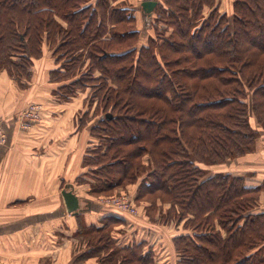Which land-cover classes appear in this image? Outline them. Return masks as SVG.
Returning a JSON list of instances; mask_svg holds the SVG:
<instances>
[{
	"label": "trees",
	"instance_id": "16d2710c",
	"mask_svg": "<svg viewBox=\"0 0 264 264\" xmlns=\"http://www.w3.org/2000/svg\"><path fill=\"white\" fill-rule=\"evenodd\" d=\"M221 1L158 0L142 31L128 0H0V73L27 88L48 48L56 99L92 88L76 182L90 197L133 186L140 216L181 224L164 264H264V186L211 171L254 151L264 131V0ZM118 214L80 221V257L147 264L151 250L117 244Z\"/></svg>",
	"mask_w": 264,
	"mask_h": 264
},
{
	"label": "crops",
	"instance_id": "0c3cea01",
	"mask_svg": "<svg viewBox=\"0 0 264 264\" xmlns=\"http://www.w3.org/2000/svg\"><path fill=\"white\" fill-rule=\"evenodd\" d=\"M128 1L139 7L138 22L142 18L148 26L154 17L143 14L145 0ZM55 66L52 51L45 48L34 62L27 88H20L8 71L0 73V128L7 135L0 147V264H100L93 257L79 262L82 254L76 253L74 245L79 221L90 225L108 216L88 195L87 185L76 182L90 140L89 127L79 125L86 98L78 96L69 102L55 98L56 84L50 76ZM32 102L43 105V119L23 129L19 114ZM211 171L241 175L249 186H264V131L254 151ZM66 188L80 199L83 211L77 215L67 211L62 194ZM260 209L264 210V192ZM136 218L138 223L115 227L117 244L141 249L142 256L151 250L147 264L174 261L173 238L182 233L181 224L175 227ZM142 228L152 235L143 237Z\"/></svg>",
	"mask_w": 264,
	"mask_h": 264
},
{
	"label": "built area",
	"instance_id": "2783aa9c",
	"mask_svg": "<svg viewBox=\"0 0 264 264\" xmlns=\"http://www.w3.org/2000/svg\"><path fill=\"white\" fill-rule=\"evenodd\" d=\"M43 105L41 103L32 102L20 115V123L23 129H28L32 125L41 122ZM7 141V135L5 131L0 128V147L3 146ZM100 204L111 206L118 209L121 212L133 215L140 216L141 211L137 207L134 194L127 193L120 195H112L107 197H101L98 199Z\"/></svg>",
	"mask_w": 264,
	"mask_h": 264
},
{
	"label": "rangeland",
	"instance_id": "374dc122",
	"mask_svg": "<svg viewBox=\"0 0 264 264\" xmlns=\"http://www.w3.org/2000/svg\"><path fill=\"white\" fill-rule=\"evenodd\" d=\"M232 0H222V7H223V9L224 10H230V8H231V2ZM139 8V7H138ZM146 22V21H145ZM145 22H144V20L142 19V18H139V22H138V26H139V28L142 30V31H146V29H145V26H146V24H145ZM148 38L149 37H147V36H145V37H143L142 39V42L141 43H146V41L148 40ZM83 73H82V70L80 71V72H78L77 73V75L78 76H81ZM91 88V87H90ZM90 88H88L87 89V87H85V88H83V90H81L80 92H82V93H84V94H81L78 98H86V96L87 97H89V94H91L92 93V88L90 89ZM76 98V97H75ZM74 98V99H75ZM96 105V104H95ZM27 107V106H26ZM26 109V108H25ZM25 109H23V111L25 110ZM88 110V108H84V111L82 112V113H80V116L85 112L86 113V111ZM23 111H21V113L23 112ZM44 107H43V110H41V113H42V119H43V115H44ZM21 113L19 114V118H20V115H21ZM87 116V114H85V117ZM18 118V117H17ZM18 118V119H19ZM42 119H41V121H42ZM92 124V123H91ZM90 124V125H91ZM35 125V124H34ZM33 126V125H32ZM133 186H131V188L129 187L128 188V192L129 193H131V194H135V189L136 188H132ZM88 188L90 189V187L88 186ZM117 195H120V194H126V191H121V189H119V190H117L116 192H115ZM116 194H113V195H116ZM112 196V195H111ZM101 197H107V196H95V197H91L92 198V200L93 201H95L96 203H98L99 205H101L103 208H105V213L107 214V215H111V214H115L116 212L117 213H119L122 217H124V219H125V221H126V224H133V223H138L139 222V220L134 216V217H132V216H129V215H127V214H123L124 212H122V213H120V211L118 210V209H116V208H114V207H111V206H106V205H103V204H100L99 202H98V199L99 198H101ZM136 203V202H135ZM119 211V212H118ZM118 214V215H119ZM138 217V216H137ZM140 218L141 219H147L150 223H155V224H157L155 221H152V220H150L149 219V217L146 215V216H140ZM102 220V219H101ZM101 220H98V222L99 223H101ZM82 222V221H81ZM103 222H106V223H108L109 221L108 220H104V218H103ZM79 223H80V221H79ZM83 223V222H82ZM93 223V222H92ZM91 223V224H92ZM110 225V224H109ZM78 229H79V224H78ZM109 229H112V227L110 226V228ZM107 235V234H106ZM67 236V235H66ZM66 236H64V237H66ZM62 240V239H61ZM161 241H163L162 239H160ZM75 246H76V253L77 254H84V253H86V251H87V247H86V244L85 245H83L82 244V242H81V240H80V238L78 239H76V241H75V244H74ZM105 252H107V250H105ZM102 257H104V252H103V254H102ZM88 259H92V257H90V258H85V257H80L79 258V262H84V261H86V260H88ZM95 260H97V259H95ZM173 262V261H172ZM104 263V262H103Z\"/></svg>",
	"mask_w": 264,
	"mask_h": 264
},
{
	"label": "water",
	"instance_id": "95a60500",
	"mask_svg": "<svg viewBox=\"0 0 264 264\" xmlns=\"http://www.w3.org/2000/svg\"><path fill=\"white\" fill-rule=\"evenodd\" d=\"M156 5L157 1L145 0L141 3V8L144 14L150 16ZM62 194L65 200L67 211L70 214L77 215L79 212L83 211V209L81 208L80 199L73 192V190H67L66 188Z\"/></svg>",
	"mask_w": 264,
	"mask_h": 264
}]
</instances>
